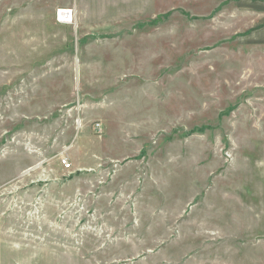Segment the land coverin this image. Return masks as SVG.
I'll use <instances>...</instances> for the list:
<instances>
[{
    "label": "rangeland",
    "instance_id": "374dc122",
    "mask_svg": "<svg viewBox=\"0 0 264 264\" xmlns=\"http://www.w3.org/2000/svg\"><path fill=\"white\" fill-rule=\"evenodd\" d=\"M0 264H264V0H0Z\"/></svg>",
    "mask_w": 264,
    "mask_h": 264
},
{
    "label": "bare ground",
    "instance_id": "6f19581e",
    "mask_svg": "<svg viewBox=\"0 0 264 264\" xmlns=\"http://www.w3.org/2000/svg\"><path fill=\"white\" fill-rule=\"evenodd\" d=\"M64 13V12H63Z\"/></svg>",
    "mask_w": 264,
    "mask_h": 264
}]
</instances>
